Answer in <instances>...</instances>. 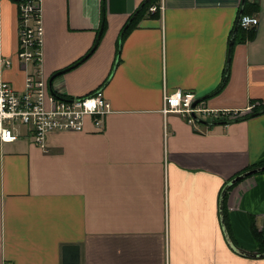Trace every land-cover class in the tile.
Masks as SVG:
<instances>
[{
    "label": "crops",
    "instance_id": "obj_1",
    "mask_svg": "<svg viewBox=\"0 0 264 264\" xmlns=\"http://www.w3.org/2000/svg\"><path fill=\"white\" fill-rule=\"evenodd\" d=\"M20 1L0 0L2 78L22 90L59 72L54 92L100 89L110 111L47 132V150L25 128L0 141V264H67V245L76 264H264V171L228 186L224 225L219 210L225 184L264 162V112L244 111L264 108V0H156L123 35L143 0H41L39 66L17 55ZM244 2L258 24L230 47ZM175 90L243 117L165 113Z\"/></svg>",
    "mask_w": 264,
    "mask_h": 264
},
{
    "label": "built area",
    "instance_id": "obj_2",
    "mask_svg": "<svg viewBox=\"0 0 264 264\" xmlns=\"http://www.w3.org/2000/svg\"><path fill=\"white\" fill-rule=\"evenodd\" d=\"M156 6H150L153 11ZM41 0H21L18 6V57L24 62L41 63L43 36ZM258 24L252 14H242L239 26L247 29ZM196 100L195 93L175 90L165 93L163 112H175L188 122L195 117L206 120L232 119L241 115L238 111H219L206 108ZM255 104L249 105L248 112ZM110 111V104L100 89L83 96H65L49 88L46 79L38 68L37 74L25 77L24 88L16 90L0 75V141H14L22 136V128L44 150L45 135L53 130H81L84 118L92 116L95 126H101V118ZM264 233V223L260 227Z\"/></svg>",
    "mask_w": 264,
    "mask_h": 264
},
{
    "label": "water",
    "instance_id": "obj_3",
    "mask_svg": "<svg viewBox=\"0 0 264 264\" xmlns=\"http://www.w3.org/2000/svg\"><path fill=\"white\" fill-rule=\"evenodd\" d=\"M242 12L240 11L239 12V15H238V18H237V21H236V25L234 26V29H233V34H232V37H231V40H230V47L233 43V37L235 36V33L238 29V22H239V17L241 16ZM59 73V72H58ZM58 73H55L53 74L49 80H48V86L49 88H51V82L52 80L54 79V77L58 74ZM206 96H204L203 98H205ZM202 99H196L194 102H193V105H195V103H197L198 101L200 100H203ZM261 112H264V108H262L261 110L259 111H256L254 112L253 114H249V115H255V114H258V113H261ZM243 117V116H242ZM197 120L203 122V120L195 117ZM241 119V117H238V118H235V120H239ZM228 121H231V120H226V122ZM205 122V121H204ZM259 171H264V164L260 165V166H257L255 168H251V169H248L240 174H238L237 176H235L234 178H232L227 184H225V186L223 187L222 191H221V194H220V198H219V210H220V219H221V222H222V225H224V217H223V213H222V201H223V197H224V194H225V191L226 189L228 188V186L232 185L233 183L241 180L242 178H245L247 176H250L256 172H259ZM63 250H64V254H65V262L67 264H76L77 263V247L76 246H72V245H67V246H64L63 247ZM258 255H264V253H259Z\"/></svg>",
    "mask_w": 264,
    "mask_h": 264
},
{
    "label": "trees",
    "instance_id": "obj_4",
    "mask_svg": "<svg viewBox=\"0 0 264 264\" xmlns=\"http://www.w3.org/2000/svg\"><path fill=\"white\" fill-rule=\"evenodd\" d=\"M155 2H156V0H143L139 4V6L136 8L134 13L129 17L128 25L125 28H123L122 35L127 31L128 28H130L131 26L136 24V22L139 20V18L142 15H144L145 12H147V10L149 9L150 6H156L157 4ZM242 9H243L242 13H245V12L250 13L252 10L255 9V5H253V4L248 5L247 3L244 2V6ZM122 35H121V37H122ZM95 43H94V45H95ZM223 80H224V78H223ZM254 107L257 108V105H255ZM256 108L251 114L262 109V108H258V109H256ZM245 116H246V114H245ZM263 164H264V162H263ZM253 235L255 238V242L258 246L259 252L264 253V233L263 232H256L255 230H253Z\"/></svg>",
    "mask_w": 264,
    "mask_h": 264
},
{
    "label": "bare ground",
    "instance_id": "obj_5",
    "mask_svg": "<svg viewBox=\"0 0 264 264\" xmlns=\"http://www.w3.org/2000/svg\"><path fill=\"white\" fill-rule=\"evenodd\" d=\"M19 44V43H18ZM4 62V61H3ZM263 222H264V220H263Z\"/></svg>",
    "mask_w": 264,
    "mask_h": 264
}]
</instances>
